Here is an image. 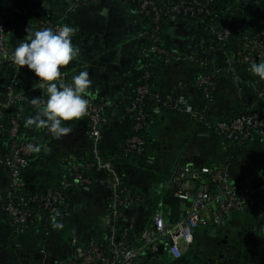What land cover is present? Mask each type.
Segmentation results:
<instances>
[{"label":"crops","instance_id":"obj_1","mask_svg":"<svg viewBox=\"0 0 264 264\" xmlns=\"http://www.w3.org/2000/svg\"><path fill=\"white\" fill-rule=\"evenodd\" d=\"M133 1L99 0L74 10L70 16L79 55L62 75L65 82H70L72 75L87 70L91 85L86 99L109 103L108 126L102 142L107 154L117 148L125 134L121 108L126 100L127 73L141 65L148 46L147 27L136 15ZM67 7L65 0H0V8L12 11L19 20L8 30L12 50L25 41L26 29H37L41 14L61 15ZM240 7L255 23L264 26V0H244ZM164 34L166 44L174 52L189 56L199 66L213 63L218 80L216 100L209 106L212 119L231 117L247 106L264 114V99L254 94L255 83L264 87V81L237 69L234 74L228 72L224 56L212 51L210 36L202 23L170 17ZM199 66H168L161 75L162 87L176 92L184 104L202 106L197 90L189 84V78L200 70ZM9 78V69L0 66V118ZM37 81L25 66L20 83L27 98L18 110L25 123L34 115L31 100L46 98ZM247 100L252 105L246 104ZM66 123L71 124L73 131L61 139L54 138L45 128L26 125L27 140L36 147L34 160L23 177L30 187L43 183L72 186L68 183L73 176L68 159L92 155L89 120L80 118ZM148 131L153 145L145 157H131L116 164L125 188L136 202L123 210L122 217L115 222L114 232L108 227L115 219L111 216L110 189L104 173L95 170L92 186L71 196L69 216L60 220L53 218L45 226L34 222L26 230L11 223L5 211L3 200L9 194L10 176L7 171H0V264L43 261L50 264L61 260L68 251L79 252L91 240L111 242L125 236L129 244H136L141 232L152 227L156 213L163 214L169 222L179 221L188 203L175 197L171 179L174 169L183 164L225 166L233 182L249 179L262 188L260 204L230 216L223 224L200 225L195 230L194 244L182 258H174L165 250L158 254L146 252L136 264H264L262 136L255 133L238 147L215 136L187 114L162 112L152 120ZM9 153L8 146L0 140V155ZM35 255L40 256L39 260L33 258Z\"/></svg>","mask_w":264,"mask_h":264},{"label":"built area","instance_id":"obj_2","mask_svg":"<svg viewBox=\"0 0 264 264\" xmlns=\"http://www.w3.org/2000/svg\"><path fill=\"white\" fill-rule=\"evenodd\" d=\"M99 0H65L68 7L65 13L86 7L98 2ZM138 9L136 15L143 18H151L154 26L146 32L153 42V45L147 52H153L166 57L170 64L179 65L184 60L191 58L186 55L171 52L162 46L161 20L164 14H185L210 15L212 9L210 4L213 0H203L194 3L181 0L180 2H163L162 0H136ZM161 2L162 4H160ZM15 19L12 11L0 8V66L11 70L10 78L6 89V102L0 125L3 117L8 111L27 98V92L23 90L20 84V75L22 69L12 63L11 55L13 50L8 42V30L10 23ZM46 27H52L58 30L63 27L61 24H54L50 20L42 19L38 22L36 30H42ZM242 24L239 20H234L221 29L211 27V33L218 42H222V48L226 47V42L240 31ZM150 34V35H149ZM236 43V42H235ZM239 48L226 55L225 67L228 72L234 74L237 63L249 64L264 60V32H251L242 34L237 42ZM221 50V49H220ZM226 55V56H225ZM149 79V74L145 76ZM197 84L204 88L206 95L209 90H213V77H201ZM138 98L127 107L128 112L136 114L135 131H139L144 126L146 114L139 109L144 96L149 94L147 85L138 88ZM260 97L264 99V90H260ZM169 99V98H168ZM41 101L46 98H40ZM89 101L87 113L84 117L89 120V135L92 156L95 160L94 166L97 171L105 174L108 187L110 189L111 216L113 222L108 226L109 229L116 231V220L122 217L123 210L130 208L136 202V198L123 185L122 178L114 166L112 160L105 158L101 154V146L108 124V119L104 115L108 108L107 101ZM252 105V103H250ZM175 108L187 114L198 123H204L208 128L214 130L215 135L225 138L231 143H242L249 140L254 133H259L264 140V114L252 110L250 114H244L231 120H216L214 123L207 121L206 112L195 109L189 104L175 106ZM11 129L9 135L12 138V153L5 158L0 157V166L9 168L11 172L10 188L14 194L18 188L24 186L21 180L20 169L27 166V156L33 151L32 144L27 143L19 135V122L16 118L11 120ZM145 140L140 136H132L125 143L119 145L120 150L129 154L143 152ZM74 167L75 180L70 183L72 186H89L94 181L92 177L85 176ZM172 184L174 195L179 200L188 203L185 214L182 219L176 222H169L161 213H156L152 218V227L145 229L140 234V239L136 244L124 243L125 236L113 239L109 243V248H102L95 240L89 241L79 251V257L72 256L67 259L57 260L50 264H136V261L143 257L146 252L158 254L160 248L166 251L174 258H182L189 251L195 241V230L200 225L223 224L226 220L235 214L243 212L247 207L256 206L261 201L262 188L255 186L249 179H243L237 182L231 180L228 168L225 166L195 167L191 164L177 166L172 174ZM38 197H34L37 199ZM16 199V198H15ZM44 207L54 219H59L68 215V210H63L68 206L66 199L58 190H48L46 194L39 198ZM5 211L9 216L11 223L15 225L27 224L30 214L16 206L10 201ZM45 254L42 250V254ZM44 259L46 255H43ZM39 260L40 256L33 257ZM42 264H47L44 261ZM40 263V264H41Z\"/></svg>","mask_w":264,"mask_h":264},{"label":"trees","instance_id":"obj_3","mask_svg":"<svg viewBox=\"0 0 264 264\" xmlns=\"http://www.w3.org/2000/svg\"><path fill=\"white\" fill-rule=\"evenodd\" d=\"M163 2H180L181 0H162ZM187 2H197V1H203V0H186ZM244 0H213V2L210 4V7L212 9V14L210 15H195V16H190V15H185V14H164L162 16L161 20V37H162V46L167 48L169 51L174 52L167 44L165 41V24L168 18L173 17V18H181L184 20L192 21V22H200L204 25L206 31L208 32L210 39H211V47L212 51H219L220 53L225 51L226 55L230 54L233 50H236L239 48V45H237V42H239V37L242 34L246 33H251V32H264V26L255 23L254 20L249 16L248 12L243 10L240 6H242V3ZM162 4L161 2H159ZM134 9H138V2L136 0L133 1ZM66 11H63L61 15H54V14H41L39 21L42 19L45 20H50L54 24H61V25H68L72 27L71 22H70V16L72 12L65 13ZM142 20L145 22V25L147 27V31H150L151 28L154 26L153 21L151 18H143L141 17ZM18 16H15V19L11 21L10 26L15 23L17 24L19 20ZM234 20H239L242 24V27L238 33H236L233 37H231L227 42H226V47L222 48V42H218L216 40V37L211 33V27L221 29L225 25L230 24ZM73 28V27H72ZM39 30V29H38ZM150 35V34H149ZM148 38V46L146 47L144 53H143V58L141 61V65L138 68L131 69L128 71V76L126 79V100L125 104L121 108V115L122 119L124 120V125H125V134L121 138L120 142L118 143V146L116 149L111 151L109 154L105 153L102 149L101 146V154L105 158L113 159L112 162L114 166L116 167V164L124 161L125 159L128 158H139L143 159L145 155L148 153L150 147L153 145L152 143V138L151 134L148 131V127L151 124L152 120H154L158 113H171V114H183L182 112L178 111L175 106H182L184 103L181 101L180 97L176 94L174 91H166L162 85H161V75L165 68H167L172 62L166 61V57L162 56L157 53L153 52H147V50L153 45V42L151 41L150 37L147 35ZM236 42V43H235ZM72 43L75 45L74 38L72 37ZM221 49V50H220ZM177 53V52H175ZM225 55V56H226ZM224 56V55H223ZM260 60L258 63H260ZM199 63L191 60H184L180 62V66H199ZM201 64V63H200ZM236 69L239 70L242 73L248 74L251 77L254 78H259L257 76H254L250 72V66L249 64L246 63H237ZM201 67L198 72H196L193 76L189 78V84L194 87L197 90L198 96L200 97L201 102L203 103L202 106H193L195 109L201 110L206 112L207 116V121L211 124L214 123L216 120L212 119L209 115V106L213 104V102L216 100V94H217V89H216V83H217V71L214 69L213 63L210 61L207 63V65L199 66ZM8 69V68H7ZM24 68L21 71V75L19 80L22 78ZM11 74V70H9ZM149 74V79H145V76ZM211 76L213 77L214 80V86L215 88L213 90H209V95H206V92L204 91V88L199 86L197 84V80L201 77H207ZM21 84V83H20ZM147 85L149 88V94L144 96L143 102L140 104L139 109H141L145 114L146 118L144 121V126L141 130L135 131V125H136V114L135 113H130L127 110V107H129L132 102L137 100L138 98V88ZM22 87V86H21ZM260 90H264L263 86H259L258 84L255 83V91L254 94L256 96H260ZM169 98V99H168ZM249 98V97H248ZM95 102L103 101V100H94ZM105 101V100H104ZM13 106L8 113L3 117L2 124L0 125V140L4 142L10 151L9 155L12 153V138L9 135V131L12 127L11 125V120L13 118H16L19 122V135L23 137V139L27 143H31L29 140H27L25 130H26V123L22 121V116L20 114L19 106L22 104ZM246 104H250L249 100H247ZM108 108L105 110L104 115L108 119ZM3 112V111H2ZM252 112V108L249 106L245 107L244 109H241L231 117L227 118H221L219 120H231L234 119L238 116L244 115V114H250ZM2 117V116H1ZM193 119V118H192ZM196 123H198L196 121ZM201 126L207 128L211 133H214V130L212 128H208L204 123H198ZM108 126V124H107ZM106 126V128H107ZM255 134V133H254ZM132 136H140L145 140V145L143 152L140 154L137 153H125L122 150H120L119 145L122 143H125L129 138ZM221 139L226 140L225 138L215 135ZM227 141V140H226ZM248 141V140H247ZM245 141V142H247ZM229 142V141H228ZM245 142L242 143H231L230 144L234 146H243ZM33 146V151L30 155L27 156L28 164L27 166L23 167L20 169L21 172V180L24 183V186L18 188L16 193L14 194L11 192V188L9 185V194L6 197L5 200H3V206L4 208L6 205L10 202L13 201L17 207L20 209L27 211L30 214V218L25 226V224L21 225H15L18 228L21 229H26L29 230L31 228V224L41 222L42 225H48V221L53 219L54 217L49 214L47 209L44 207L43 202L39 199L42 195L46 194L48 190H58L62 193L64 198L66 199V202L68 206L66 208H63V210H68L69 214L64 215L60 217L58 220L65 218L69 216L72 212V205H71V196L78 193L81 190H86L83 186H62V185H52V184H45L39 185V186H34L30 187V185L27 184L26 180H24V174L25 171L29 168L30 163L34 160L33 155L36 153V147L32 144ZM90 152L91 146H90ZM0 157L5 158L7 156L0 155ZM72 159V158H71ZM68 159V162H70V166L73 169V176L70 178L68 183H72L75 180V171L74 167H78V171L82 172L85 176H90L92 177L93 181L94 176L93 173L96 170L94 163L95 160L93 159V156L90 154L89 156L81 157L78 160H71ZM117 169V168H116ZM7 171L10 176L11 180V172L9 168L5 166H0V171ZM118 171V170H117ZM40 181L42 179L40 178ZM43 182V181H42ZM93 184V183H92ZM92 184L89 186H86L87 188L91 187ZM124 185V184H123ZM125 187V186H124ZM34 197H38L37 199H34ZM16 198V199H15ZM9 217V216H8ZM10 220V218H9ZM11 222V220H10ZM119 223V222H117ZM124 243H128L126 239H123ZM99 246L102 248H109V243L107 241H96ZM72 256H77L79 257V252H73L68 251L67 253H64V255L61 256V259H67ZM80 258V257H79Z\"/></svg>","mask_w":264,"mask_h":264},{"label":"clouds","instance_id":"obj_4","mask_svg":"<svg viewBox=\"0 0 264 264\" xmlns=\"http://www.w3.org/2000/svg\"><path fill=\"white\" fill-rule=\"evenodd\" d=\"M26 33L25 41L14 49L11 61L20 69L26 66L38 78L40 90L46 96L43 101L31 100L34 115L26 120V125L45 128L54 138L61 139L73 131L66 122L79 120L87 113L89 72L84 70L72 75L70 82H65L62 75L79 55V48L72 43V27L26 29ZM250 72L264 81V61L253 63Z\"/></svg>","mask_w":264,"mask_h":264},{"label":"water","instance_id":"obj_5","mask_svg":"<svg viewBox=\"0 0 264 264\" xmlns=\"http://www.w3.org/2000/svg\"><path fill=\"white\" fill-rule=\"evenodd\" d=\"M162 251H163V248L161 247L159 252H162Z\"/></svg>","mask_w":264,"mask_h":264}]
</instances>
